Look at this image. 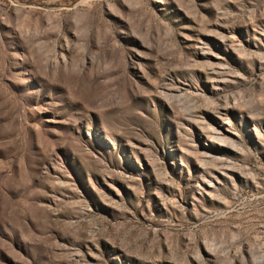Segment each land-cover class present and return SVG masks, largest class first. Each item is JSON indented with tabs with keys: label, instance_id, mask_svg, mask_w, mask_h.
<instances>
[{
	"label": "rangeland",
	"instance_id": "1",
	"mask_svg": "<svg viewBox=\"0 0 264 264\" xmlns=\"http://www.w3.org/2000/svg\"><path fill=\"white\" fill-rule=\"evenodd\" d=\"M0 264H264V0H0Z\"/></svg>",
	"mask_w": 264,
	"mask_h": 264
}]
</instances>
